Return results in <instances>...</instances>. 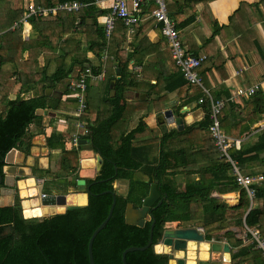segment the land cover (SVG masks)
<instances>
[{"label": "trees", "instance_id": "obj_1", "mask_svg": "<svg viewBox=\"0 0 264 264\" xmlns=\"http://www.w3.org/2000/svg\"><path fill=\"white\" fill-rule=\"evenodd\" d=\"M2 1L0 0V5ZM63 1L72 0H32L34 5L42 7L53 6ZM76 1L83 4L76 11L58 12L55 16L29 15L25 19L31 26L27 39L22 35L24 26L22 19L26 17L28 0H25L18 10H13L11 16L3 22L0 30V105L4 104L3 110L0 111V176H3L6 154L14 148L28 154L32 138L38 131L43 132V115L36 113L38 109L54 111L65 102L73 103L76 109L77 99L62 100L61 97L46 94L45 90L55 89L59 84H63L62 94H65L68 91L66 82L68 76L76 68L83 70L85 64L94 72H100L101 65H92L85 55L87 52H91L99 59L108 53L106 55L114 59L115 66L119 69L118 74L114 73L106 82V96L103 102L110 105L109 114L105 118L101 116L96 118L93 125L91 121L89 122L91 133L87 137V140H90L87 146L80 145L78 149L66 148L63 135L54 130L46 138L50 150L60 149L57 166L62 173L72 176L71 179L63 178L65 181H57L62 177L54 173L50 165L45 169L36 168L33 171L41 177L55 174L50 181L62 183L67 188L75 187L79 177L80 149L88 147L96 151L102 157L103 163L95 178L86 179L89 187L87 204L84 206H70L64 213L40 218H25L17 195L12 205L0 206V264H89L88 239L108 213L112 203L111 192L116 195L111 217L92 243L95 264H122L121 253L124 249L146 245L153 221L155 223L152 244L143 251L127 253V264H169L168 255L156 253L154 248L162 236L165 224L175 221L186 227L201 226L207 239L217 229H228L230 225L237 227L245 232L251 243L242 245L241 238L234 239V249L240 247L231 254L232 264H264V254L248 230H257L260 238L264 240V180L261 184L253 185L255 193L251 201L245 190L235 182L230 163L218 154L211 134L205 139L200 138L204 139L206 145L203 148L197 143L200 139L193 141L189 138L194 130H208L209 98L205 95L202 102L205 110L204 119L186 126L183 131L172 129L161 134L158 141H155L152 138L154 133L152 127L145 122V118L150 114L146 110L135 127L126 133L123 132L114 140L112 127L122 119L129 108L123 92L133 87V84L137 85L134 73L129 70L130 58L135 55L132 53L128 55L121 44L115 47L107 43L104 28L96 20L98 13L103 14L106 11L96 6V0ZM203 1L209 0H166L168 14L174 20L176 28L182 30V35L184 28L194 21V14L181 20L180 14ZM16 23L19 26L15 25ZM138 25H135V33ZM117 26L123 28L125 35L119 42H125L127 28L120 22L116 23L112 36ZM157 26L160 32V26ZM220 28L222 27L214 28L207 40L214 39ZM84 32H87L89 38L86 40L87 49L84 55L80 56L71 45L72 41L80 44L81 34ZM135 33L134 35H137ZM51 34L57 37L55 44L49 39ZM179 37L181 39L180 33ZM162 38L164 39L163 36ZM130 45L132 47L133 43ZM121 51L125 52L124 55H121ZM192 53L196 56L202 55ZM207 58L198 68L202 85L203 75L208 71V68L204 67ZM42 61L45 63L41 64ZM54 63L57 65L52 68L53 71L47 72V69L51 68L49 65ZM3 66L8 69H3ZM175 67L177 72L165 78V91H173L185 85L202 90L200 86L184 80L179 67L176 65ZM36 69L37 75L32 76ZM117 75H120V79H116ZM157 78L159 80L161 76ZM179 79L181 81L178 82ZM111 80H115L113 96H110ZM40 85L39 93H34L35 95L28 98L22 96L25 89H34ZM148 85L154 86L150 83ZM13 93L14 98H10ZM217 95L213 96L214 101L222 97L228 99V96L223 94L222 97L220 94ZM207 99L209 104L205 102ZM246 103L250 109L248 113L255 116L254 119L264 117V93L261 90L247 97ZM235 106L232 102L226 101L220 114V123L228 135H232L236 128L238 131L236 137L244 130L242 126L240 127V121L237 126H234L236 123L233 120L228 121V114ZM88 110L87 104L86 113ZM176 114L181 115L179 109ZM176 140H182L185 144L172 145ZM229 155L242 171L251 175L256 174L253 165L264 157V127L251 144L245 147L240 145L238 148L232 146ZM137 171L140 172L141 178L136 177ZM183 172L199 174L200 178L188 182L186 191L178 192L173 186L174 175ZM117 180L127 183L124 194L118 193L113 187V182ZM153 182L160 186L158 192L160 198L163 197L161 204L150 212V220L146 221L143 227L126 223L124 215L127 203L140 206L148 193L150 183ZM214 191L218 194L238 192V203L229 206L221 198L212 195ZM228 210L231 213H227ZM232 231L230 229L226 233L233 236Z\"/></svg>", "mask_w": 264, "mask_h": 264}, {"label": "crops", "instance_id": "obj_2", "mask_svg": "<svg viewBox=\"0 0 264 264\" xmlns=\"http://www.w3.org/2000/svg\"><path fill=\"white\" fill-rule=\"evenodd\" d=\"M96 6L100 10L106 11L99 5ZM104 13L105 12H103V14ZM190 14H194V21L184 28L183 35L182 30H179L180 35L183 36L185 40H187V45H183L190 52H196L208 57L204 66L205 68H208V71L205 73V75H203V87L208 91L212 99H214L213 96H218L217 94H220L221 97L223 94L224 96H228V99L227 97H222L224 104L226 101H229L232 102L233 105H236L235 108L230 111V114H228V121L233 120L234 123H236L235 125L233 124L234 126H237L238 122L240 121V127L242 126L244 131L239 136H236L239 138H236L235 135L238 132L236 128L233 130L234 133L232 135L229 134L230 136L224 131L222 126L221 129L230 138L239 139V146L243 145V147H245L247 144H251L256 139V136L261 133L262 128L264 127V117L254 119L255 116H252L250 113H248L250 109L246 103L247 96L236 95L237 89L249 88L256 84L259 85L258 91L261 90L264 93V0H209L198 2L191 9H187L183 14H180V20L184 19ZM99 15H102V13H98L97 15V23H99ZM100 25L103 27L102 23ZM157 25L158 24L151 17H147L138 25L139 27L136 31L137 35H134V37L131 39H128V36H126V40L123 42L124 46H121L127 49L126 52L128 55L130 53L135 55L134 57L131 56L130 58L129 70L134 73V80H137L135 81L137 82V85L133 84V87L123 92L124 98L126 103H128L129 108H138L136 114L137 121L146 110L147 112H150V114L145 118V122L153 129L154 133L152 134V138L161 136V134L167 133L172 129L183 131L186 126H191L198 121H202L205 117V110L202 107V102H199V99L205 98L206 95V92L203 89L201 90L198 87H192L189 85L176 88L173 91L164 90L165 78L168 75L177 72V69L173 64V59L169 53L167 43L160 35ZM24 26L28 30L31 28L30 24L28 23H26ZM217 26H221L222 28H220L219 32L215 34L214 39L207 40L208 36L212 34L213 29ZM28 30L25 32L27 38L29 36ZM107 43L110 46L115 45L116 47L119 44V39L115 40L114 36H112L111 39L107 41ZM131 43H133L132 47L130 45ZM197 45L201 48H208V46H213V48H211V50L209 49L208 51L201 52L197 51ZM106 54L108 53H105L101 59L96 58L91 54V52L87 54L90 55L87 57L90 59L92 65H101V70L104 72V76L100 81L88 79L86 92L92 86V82H98V84L103 83L101 87L98 86V91L100 90L102 93V101L106 96L107 78L114 73L118 74L119 72H117L118 68L115 66L114 59L112 57H108ZM43 63L45 62L42 61L41 64ZM85 66L89 65L85 64L84 67ZM5 68L7 67L3 66V69ZM53 69L50 72H52ZM80 71L81 69L76 68L75 71L68 76V80H66V82H68V91L65 94H62V89H64L63 84H59L58 88L51 90L56 91L55 93H61L62 100H69L70 83L78 77ZM159 75L161 78L158 80L157 77ZM116 79H120V75H117ZM179 81H181V79H179L178 82ZM149 83L154 86L149 87ZM172 84L173 83H171V85ZM40 87L41 85L35 87L34 89H25L22 96L24 98L32 97L35 95L34 93H39L41 89ZM14 96L15 95L13 93L10 98H14ZM138 102L143 104H137ZM205 102L209 104L208 99L205 100ZM67 103L65 102L61 107H58L54 111L42 109H38L36 111L37 114L43 115L44 130L42 133L38 131L32 138V146L29 148L28 154H25L24 152L15 148L13 151L10 150L6 154L7 156L5 157L7 159H4L5 165L3 166V176H1L2 182L0 183H3V185L0 186V206L12 205L14 203L15 196L17 195L15 187L16 179L27 177L29 175H33L35 178L39 179L45 178L41 177V175L35 174L33 170L36 168H47L50 165L52 158H56V161L58 160L61 153L60 149L50 150L46 144V138H48L53 130L63 135L64 145L66 148L71 147L72 135L76 133V130L78 132H82L81 129L79 130L75 126V121L77 118L74 116L75 108L73 107V103ZM87 104L89 110L85 114V117L87 118H83V120H85L87 123L88 131L86 133H82L80 135V139H87V137L90 135L91 128L89 122L91 121V125H93L96 118H100V116H98V112L95 115L91 113L90 99L88 94ZM208 106L210 111V105ZM144 107L145 109H143ZM177 109H179V113L181 115L176 114ZM0 111H2L1 107ZM167 111L171 112L170 118L165 116ZM247 113L248 115H246ZM149 119H153V122L149 123V121H147ZM136 125L137 124H134V127ZM128 130L125 129L121 132V134L123 132L126 133ZM197 132H201L199 137ZM208 134L210 135L209 130H194L190 133L189 138L193 141H197L200 138L205 139ZM193 136L197 137L194 138ZM204 139H200L197 142L200 144L201 148L206 146L203 142ZM89 141L90 140H88L87 144L90 143ZM84 150L92 149H88V147L80 149L78 154ZM92 151L96 152L94 150ZM84 158L85 159L81 160V162L84 164H89L93 160L90 157ZM255 165H258L259 169H257ZM263 168L264 157L261 158L260 162L257 161V163L253 165V169L256 171V174L264 175ZM23 172L25 175L22 174ZM136 173V177L141 178L140 172L137 171ZM5 175L8 177V180H4ZM64 175L65 176L62 177V179L72 178V176L67 177L66 173H64ZM199 178V174L185 172L178 173L174 175L175 184L173 186L178 192L186 191L187 183L192 182L193 180H198ZM5 182L7 184H5ZM55 184L56 183H54V185ZM159 187L157 186V188ZM61 188L64 190L63 187ZM42 191L45 194H54L52 191H50L51 193H48V191L44 189V182L42 185ZM67 191H63V194L67 193ZM73 191H75V189ZM212 195L221 198L229 206L236 205L239 200L238 192L218 194L214 191L212 192ZM162 198L159 197L158 199H160L162 202ZM2 201L4 203H2ZM228 212L230 211L228 210L227 213ZM148 220H150L149 217L146 221ZM179 225L180 222H170L165 224L164 229L167 227H178ZM196 228L199 231L200 229L202 230L200 232L204 235V245L207 243L211 244L212 242L220 243L221 245L227 243L229 245L230 251L229 253L224 252L223 250L221 252L211 253L210 249H205L203 253L202 249L198 248V246H195V248L192 249L194 253L193 262L195 264L198 263L199 259L205 260L208 258L213 259L215 264H232L231 254L240 247L238 246L234 249V239L241 238L242 245H248L251 243L250 239H246L245 237L243 238L241 236L242 233L240 234V230L232 225H230V228L228 229H217V231L213 233L209 239H207L205 236L206 233L201 226ZM230 229L233 230V236L230 233H226V231ZM190 243L194 244L193 242H189L188 245ZM169 249L168 252H174L172 249ZM189 252L190 248L188 246L186 250L176 252V257L184 258L185 263L187 264L189 260Z\"/></svg>", "mask_w": 264, "mask_h": 264}, {"label": "built area", "instance_id": "obj_3", "mask_svg": "<svg viewBox=\"0 0 264 264\" xmlns=\"http://www.w3.org/2000/svg\"><path fill=\"white\" fill-rule=\"evenodd\" d=\"M95 4L106 10L104 14L98 16V21L100 24H103L107 41L111 38L117 22L126 26L128 39H131L132 35H134L135 25L140 24L147 17H151L160 25L161 35L167 43L174 64L179 67L187 82L192 85L200 86L206 92L210 100L208 130L213 137L216 150L220 157L225 158L226 161L230 163L235 182L246 191L247 196L252 201L255 193L253 185L261 184L264 180V176L262 174L251 175L245 173L240 169L237 162L230 157L229 150L232 146H239V139H232L222 131L219 115L223 108L224 101L222 99L214 101L202 85L198 68L207 57L203 54L196 56L184 47L179 37V30L176 28L174 20L168 14L166 0H96ZM82 6L83 4L76 0H72L63 1L49 7H42L34 5L32 0H29L25 16H55L58 12H72L78 10ZM23 22L25 23L26 20ZM103 76V71L96 73L90 66H85L84 69L80 71L78 77L70 83L69 97L77 99V107L74 110V116L77 118L75 126L79 130H82V132L76 130V133L72 135V147H77L79 145L78 141L80 135L88 131L87 123L83 120L87 105L85 96L87 80L100 81L103 79ZM258 90L259 85L256 84L249 88L237 89L236 95L253 96ZM199 102H203V99L200 98ZM248 230L256 241L257 247L260 248L264 254V240L260 238L257 230ZM200 231L202 230L200 229Z\"/></svg>", "mask_w": 264, "mask_h": 264}, {"label": "water", "instance_id": "obj_4", "mask_svg": "<svg viewBox=\"0 0 264 264\" xmlns=\"http://www.w3.org/2000/svg\"><path fill=\"white\" fill-rule=\"evenodd\" d=\"M119 69H117V72ZM110 89H111V96L114 94L115 90V80L110 81ZM46 94H51L54 97H61V93H55L56 91H52L50 88L46 89ZM45 112V111H44ZM165 116L168 118L171 117V112L167 111ZM88 143L87 139H80L79 144L80 145H86ZM14 149H12L13 151ZM85 151V150H84ZM87 151V150H86ZM92 151V150H89ZM81 151L80 153H82ZM96 165L94 168L95 174H98L102 163L103 159L100 156L99 153H96ZM7 156V155H6ZM6 160L7 158L4 157ZM82 172H84L82 170ZM89 172V171H88ZM22 174L25 175L23 172ZM29 175V174H28ZM78 176H79V171H78ZM89 173L87 176H79L78 179L76 180V187L75 191L65 193V194H44L38 198V194H41L42 191V184L36 183L35 177L33 175H29L27 177L19 178L15 180V187H16V193L18 198L20 199V204L23 206V201L24 198L20 194V187H19V182L23 181L28 178H32L34 180V187L37 189V195L34 197L36 201L38 202L39 205L44 206L47 211L41 216V217H49L55 214H61L66 211V209L70 206H81L76 203H71L68 201V196H74V195H86V198L88 199V185L86 184V179H89ZM95 177V175H94ZM4 180H8V177L5 175ZM2 182V177L0 176V183ZM5 184H7L5 182ZM109 192V191H107ZM112 194V203L111 206L108 210V213L106 217L103 219V221L93 230L91 233L89 239H88V244H87V253H88V261L89 264H95L93 260V253H92V243L95 238V236L98 234V232L105 227L107 224L109 218L111 217L115 202H116V195L114 192H111ZM160 197V193L158 192L157 188V183L153 182L150 183L149 185V190L148 194L143 198L142 200V205L140 208H134L132 203H127L126 209H125V215L124 219L125 222L128 224H134L139 227H143L145 225L146 220L148 219V214L152 211L153 204L158 200ZM31 199V197H30ZM161 201H157V204H159ZM87 204V201H86ZM85 204V205H86ZM47 206V207H46ZM84 206V205H82ZM53 207H60V210L54 211ZM23 208V207H22ZM24 216V213H23ZM25 218H40V217H26ZM155 221L151 223V228L149 231V239L144 246H130L124 249L121 253V262L122 264H127L126 262V254L129 252L133 251H143L147 249L151 244H152V232H153V227H154ZM193 242L195 246H198V248H202V244L205 243L204 235L196 228V227H167L163 230L162 236L160 238V243L168 246L172 251L174 252H168V257L170 263L173 264H186L184 258H177L176 257V252L186 250L188 248V243ZM206 249H210L211 253L213 252H221L222 250L224 252L229 253L230 248L227 243H224L221 245L220 243H215L212 242L211 244L207 243L206 244ZM169 249V250H170ZM175 253V254H174ZM197 264H215L213 259H205V260H198Z\"/></svg>", "mask_w": 264, "mask_h": 264}, {"label": "rangeland", "instance_id": "obj_5", "mask_svg": "<svg viewBox=\"0 0 264 264\" xmlns=\"http://www.w3.org/2000/svg\"><path fill=\"white\" fill-rule=\"evenodd\" d=\"M34 1H36V0H34ZM24 2H25V0H3L2 1L1 5H0V30L2 29L3 22L6 20V18L9 17V16H11V12L13 10H15V9L18 10L19 7L24 4ZM178 18H179V15H177V19ZM23 25H25V24H23ZM26 30H28V29H26V27L23 26V28H22V34H23V38L24 39H27V37H26L27 35L25 33ZM29 31H30V28H29L28 32ZM81 36L82 37L80 39V44H77L74 41H72V49H74L76 52L80 53V56L81 55H84V53H85V51L87 49L86 40H88V38H89L87 32L82 33ZM113 36H114V39L115 40L124 37V30H123V28H121L120 26H117V28H116ZM133 37L134 36L132 35L131 38H133ZM49 39H52L53 40V42H52L53 44H55L57 42V37L54 34H51L49 36ZM181 40L183 41V44L187 45V40H185L183 36H181ZM119 44H121V46H122L123 45V42H119ZM196 48H197V51L203 52V51H208L209 49L211 50V48H213V46H208V48H201V47H199L197 45ZM123 49H124L125 52L127 51V49H125V48H123ZM125 52H122L121 51V55H124ZM88 53L89 52H87L85 55L86 56H90V55H87ZM56 65H57L56 63H54L52 65H49V67H51V68L49 70L47 69V72H50L52 70V68L55 67ZM37 72H38V70L36 69L33 72L32 76H36L37 75ZM91 85L92 86L85 93L86 99H87V94H88L89 99H90L91 113L93 115H95L98 112L99 116L105 118L109 114L110 105L107 104V103H104L102 101V98H101L102 93H101L100 90L98 91V86L101 87L103 85V83H99L98 84V82H92ZM3 106H4V104H1L0 105V107H1L2 110H3ZM223 107H224V105H223ZM223 109L224 108H222L221 112L223 111ZM137 111H138V108H134V109L128 108L127 109V112L123 115L122 119L121 120H118L113 125V127H112V134H113V137L114 138H118L120 136V134H121L122 131H124L125 129L128 130V129L134 127V124H137V117H136ZM209 114H210V111H209ZM152 120L153 119H149L147 121H149V123H150V122H153ZM219 121H220V115H219ZM220 126H221V123H220ZM200 133L201 132H197L198 137L200 136ZM196 137H194V138H196ZM158 138H159V136L154 137L155 141H158ZM183 144H185V142L182 141V140H176V141H174L172 143V145H183ZM55 155H56V153H55ZM78 156H79L78 157V162H79V168H78V170H79V176H81V175L87 176L88 173H89V175H90L89 177L90 178H95L97 176V174H95L96 172H94V168H95V165H96V154L93 151H89V150L86 151L85 150L82 153L78 154ZM84 157H90L93 160L89 164L88 163H85L84 164L83 162H81L82 159H85ZM50 166L52 167L54 173H57V175H59L61 177H64L65 176L64 173H62L61 170H59V167L57 166L56 158H52V161L50 163ZM255 167L257 169H259V166L258 165H255ZM82 170L84 172H82ZM263 171H264V168H263ZM94 175H95V177H94ZM66 176L67 177H71L69 174H67ZM54 177H55V174L54 175L53 174H50V175L46 176L45 178H40V179H44V180L47 178L45 180V182H44V189L46 191H52L56 195L63 194V191H67V189H68L67 193L73 192V190L75 189L73 187L65 188V186L62 183H58V184H55L54 185V183L57 182L58 180H63L62 178H58L57 181H54L53 183L50 182V179H52ZM35 179L38 180L39 178H35ZM61 187H63L66 190H63ZM113 187L116 189V191L118 193L124 194L125 191H126L127 183L126 182H123V181H116V182H114ZM44 194L45 193L43 191H41V194H38V198L40 196L44 195ZM252 201H253V198H252ZM2 203H4V202L2 201ZM228 213H231V211L228 212ZM178 227H186V226H184L183 224H180ZM240 234H241V236L243 238L245 237L247 239V236L245 235V232L240 231ZM155 250H156L157 253H159V252L160 253H166V254L168 253V251L165 252L166 251V248L163 247L160 244V240H159L158 244L155 246L154 251ZM169 264H173V263H170V261H169Z\"/></svg>", "mask_w": 264, "mask_h": 264}, {"label": "bare ground", "instance_id": "obj_6", "mask_svg": "<svg viewBox=\"0 0 264 264\" xmlns=\"http://www.w3.org/2000/svg\"><path fill=\"white\" fill-rule=\"evenodd\" d=\"M26 18L27 17H25L22 20L24 21ZM15 25H18V23H16ZM19 187H20V194L24 198V201L22 203L24 216H26V217H41L47 211V209H45L44 206L39 205L38 202L36 201V199H34V197L37 195V189L34 187V180L32 178H28V179H25L23 181H20ZM30 197H31V199H30ZM68 201L71 203L73 202V203H76V204L82 206V205L86 204L87 198H86V195L79 194V195H74V196H68ZM60 209H61L60 207H53L54 211H57ZM160 244L166 248L165 252H167L169 247L163 245L162 243H160ZM206 247H207L206 245H204V244L202 245L201 249H202L203 253H204ZM189 248H190V252H189V260H188L187 264H195L193 262L194 253L192 251V249L195 248V244L190 243Z\"/></svg>", "mask_w": 264, "mask_h": 264}, {"label": "clouds", "instance_id": "obj_7", "mask_svg": "<svg viewBox=\"0 0 264 264\" xmlns=\"http://www.w3.org/2000/svg\"><path fill=\"white\" fill-rule=\"evenodd\" d=\"M29 1V0H28ZM23 24H25V23H28L27 21L24 23V22H22ZM29 24V23H28ZM102 71V70H101ZM100 71V72H101ZM78 143H79V141H78ZM80 146V144L77 146V147H70V148H74V149H78V147ZM36 180V179H35ZM46 180V179H45ZM45 180H43V179H38V180H36V183H38V184H42L43 185V182H45Z\"/></svg>", "mask_w": 264, "mask_h": 264}, {"label": "flooded vegetation", "instance_id": "obj_8", "mask_svg": "<svg viewBox=\"0 0 264 264\" xmlns=\"http://www.w3.org/2000/svg\"><path fill=\"white\" fill-rule=\"evenodd\" d=\"M160 199H158L157 201H159ZM157 201L153 204V208H152V210H155L156 209V207L158 206V205H160L161 204V202L159 203V204H157ZM134 208H140L141 207V205L140 206H133ZM148 217L150 218V213L148 214Z\"/></svg>", "mask_w": 264, "mask_h": 264}]
</instances>
